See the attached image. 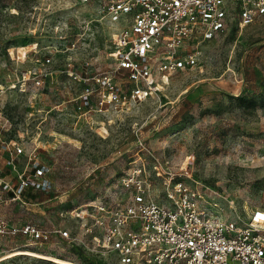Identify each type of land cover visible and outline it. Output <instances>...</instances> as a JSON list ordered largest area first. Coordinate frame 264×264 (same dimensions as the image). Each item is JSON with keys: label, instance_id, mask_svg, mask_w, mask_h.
Masks as SVG:
<instances>
[{"label": "rangeland", "instance_id": "obj_1", "mask_svg": "<svg viewBox=\"0 0 264 264\" xmlns=\"http://www.w3.org/2000/svg\"><path fill=\"white\" fill-rule=\"evenodd\" d=\"M104 16L96 4L77 0H0V83L17 85L2 98L17 123L12 138L44 149L53 181L49 193L22 197L1 214L17 227L60 228L87 242L52 236L40 243L18 234L0 240V258L31 250L77 264H117L112 254L91 246L83 220L71 211L92 212L84 206L90 202L125 205L130 192L123 179L142 161L152 173V156L168 173L191 174L215 191L223 218L244 220L264 208V15L244 27L231 15L222 32L199 45L197 68L171 77L130 111L92 112L80 120L76 102L64 103L82 92L65 72L69 65L82 76L110 73L124 89L131 86L110 56L116 25ZM21 46L32 49L28 59H12L8 50ZM47 58L46 66L36 62ZM29 70L60 74L45 90L22 92L20 80ZM154 188L164 202L161 182ZM0 264L57 263L16 256Z\"/></svg>", "mask_w": 264, "mask_h": 264}, {"label": "built area", "instance_id": "obj_2", "mask_svg": "<svg viewBox=\"0 0 264 264\" xmlns=\"http://www.w3.org/2000/svg\"><path fill=\"white\" fill-rule=\"evenodd\" d=\"M77 1L96 4L116 25L110 56L116 71L125 73L131 85L124 89L110 73L82 76L69 65L65 72L82 85V92L64 103L76 102L80 120L92 112L130 111L160 92L171 77L197 68L199 45L222 32L231 15H238L242 27L264 15V0ZM31 50L21 46L8 52L12 59L25 61ZM36 62L46 66L51 60ZM58 74L26 71L21 91L45 90L46 82L52 83ZM16 87L0 83V240L21 234L40 243L52 236L71 244L87 243L60 228L11 225L1 214L3 206L22 200L26 192L49 193L53 188L44 149L35 141L12 138L19 131L2 98ZM152 157V173L142 161L123 179L130 192L125 205L90 202L84 206L92 212L80 214L81 207L71 211L83 220L81 229L95 250L112 254L117 264H264V208H255L244 220L223 218L215 191L191 174L168 173ZM156 181L162 184V203L153 195ZM88 219L90 223L84 221Z\"/></svg>", "mask_w": 264, "mask_h": 264}, {"label": "bare ground", "instance_id": "obj_3", "mask_svg": "<svg viewBox=\"0 0 264 264\" xmlns=\"http://www.w3.org/2000/svg\"><path fill=\"white\" fill-rule=\"evenodd\" d=\"M16 256H30V257H34V258H38V259L51 261V262L57 263V264H77L76 262L68 260V259H62L59 257L34 252L31 250H16L4 258H0V262L6 258H11V257H16Z\"/></svg>", "mask_w": 264, "mask_h": 264}, {"label": "trees", "instance_id": "obj_4", "mask_svg": "<svg viewBox=\"0 0 264 264\" xmlns=\"http://www.w3.org/2000/svg\"><path fill=\"white\" fill-rule=\"evenodd\" d=\"M23 198L26 199V200H29V199H34L36 198V195L31 193L30 191L29 192H26L24 195H23Z\"/></svg>", "mask_w": 264, "mask_h": 264}]
</instances>
